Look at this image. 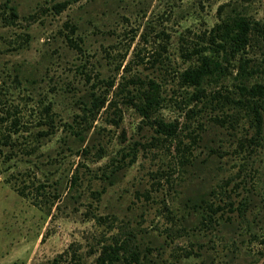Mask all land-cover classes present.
Masks as SVG:
<instances>
[{"label": "rangeland", "instance_id": "1", "mask_svg": "<svg viewBox=\"0 0 264 264\" xmlns=\"http://www.w3.org/2000/svg\"><path fill=\"white\" fill-rule=\"evenodd\" d=\"M234 13L264 0H0V264H101L127 235L132 264H264V99L241 89L264 38L181 80Z\"/></svg>", "mask_w": 264, "mask_h": 264}, {"label": "trees", "instance_id": "2", "mask_svg": "<svg viewBox=\"0 0 264 264\" xmlns=\"http://www.w3.org/2000/svg\"><path fill=\"white\" fill-rule=\"evenodd\" d=\"M222 6V5H220ZM221 8V7H220ZM15 14V13H11ZM255 36L264 38V20L251 19L249 16L241 13L228 14L222 17L210 31L209 40L212 47H209L215 55L201 54L196 66L188 67L181 73V80L185 84L198 86L205 77L212 75L215 71L222 67L221 61L216 59L219 54L235 57L237 54L245 52L247 46L251 44V40ZM243 71V66L240 65ZM150 88L144 91L139 101L130 100L134 108L145 118H150L152 111L159 104V94L157 85L149 82ZM242 90L250 93L252 96H258L264 99V84L255 83L249 87L242 86ZM203 92V90L199 91ZM200 95H198L199 97ZM264 102V101H263ZM254 119L257 126H260L261 114L258 110V103L252 102ZM156 131L165 137L176 136L179 125L178 121L165 122L159 118L151 119ZM140 253L133 245V241L129 235L122 239L107 244L102 253L97 258L98 262L105 264V260L109 262L123 261L124 264H132L139 260Z\"/></svg>", "mask_w": 264, "mask_h": 264}]
</instances>
